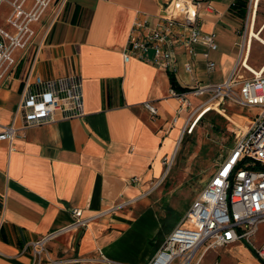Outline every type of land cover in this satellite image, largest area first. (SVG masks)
<instances>
[{
    "label": "crops",
    "instance_id": "crops-1",
    "mask_svg": "<svg viewBox=\"0 0 264 264\" xmlns=\"http://www.w3.org/2000/svg\"><path fill=\"white\" fill-rule=\"evenodd\" d=\"M162 1L65 0L46 24L48 14L36 22L34 47L18 57L12 75L0 84V132L6 125L23 124L16 111L29 67L44 78L80 73L84 111L75 118L26 126L12 144L0 139V264H32L28 244L71 224L74 208L89 223L58 234L46 255L62 264L88 257L94 258L88 264H98V250L151 210L137 212L133 205L164 175L163 158L176 151L185 127L210 97L189 88L198 82L222 83L248 53L255 0H245V14L235 7L239 0H202L200 27L218 34L219 46L210 51L213 70L203 55L209 48L194 44L192 56L183 40L175 43L173 69L137 57L126 61L123 53L135 21L147 18L155 25ZM147 56L152 58L153 50ZM189 60L192 71L185 69ZM172 89L185 92L189 105ZM149 101L156 113L146 106ZM260 232L257 243L264 242ZM152 256L130 264H146ZM201 264L264 262L249 245L236 241L208 249Z\"/></svg>",
    "mask_w": 264,
    "mask_h": 264
},
{
    "label": "built area",
    "instance_id": "built-area-1",
    "mask_svg": "<svg viewBox=\"0 0 264 264\" xmlns=\"http://www.w3.org/2000/svg\"><path fill=\"white\" fill-rule=\"evenodd\" d=\"M50 0H0V7L7 2L11 11L6 21L8 27L0 25V84L12 75L18 57L28 53L36 43L38 29L36 22ZM59 5L60 10L65 0ZM254 3L252 18L256 13ZM202 0H165L160 3L158 22L151 25L147 18L135 21L129 36L124 59L132 57L152 61L173 69L175 66L174 46L183 40L193 56V45L201 43L209 49L203 52L207 68L213 70L216 61L210 58V51L218 48V34L205 32L200 27ZM153 50V57L147 53ZM18 52L21 55L17 56ZM247 54L242 58L245 60ZM241 59V60H242ZM237 62L230 76L219 84L197 83L189 88L194 95L210 94L200 110L210 103L234 99L237 103L255 110L247 130L237 137L229 154L216 167L209 182L188 208L180 222L167 234L163 243L146 264H201L204 253L211 248L232 242H244L264 262V242L257 243L256 235L264 221V65L253 70ZM253 75L240 74L242 67ZM193 62L185 63V69L192 71ZM239 79V80H238ZM239 85V93L233 89ZM172 94L189 105L185 92L172 89ZM152 113L157 112L152 102H146ZM83 83L78 72L44 78L32 72L29 67L24 78V87L17 106L16 115L23 120L22 126H4L0 139L12 141L17 132L29 125L43 124L83 114ZM199 111V110H198ZM198 117L184 129L192 132ZM189 126V127H188ZM175 151L163 158L165 173L172 167ZM137 180V178H134ZM154 186L150 189L152 191ZM149 191V192H150ZM131 200L117 204L116 209L130 204ZM74 220L68 226L52 231L28 245L34 255L32 264H62V260L49 258L48 244L58 234L73 228L86 226L90 218L82 217L80 208L73 209ZM98 264H121L111 260L98 250ZM92 257L75 261L91 263ZM125 264V263H122Z\"/></svg>",
    "mask_w": 264,
    "mask_h": 264
},
{
    "label": "rangeland",
    "instance_id": "rangeland-1",
    "mask_svg": "<svg viewBox=\"0 0 264 264\" xmlns=\"http://www.w3.org/2000/svg\"><path fill=\"white\" fill-rule=\"evenodd\" d=\"M59 9V6L53 8L44 18V24L52 19ZM263 10L264 1L260 0L256 30L262 25ZM10 11V5L4 2L0 7V25L8 27L6 18ZM261 34L264 37V31ZM247 59L252 67L259 70L264 64V44L253 39ZM240 74L245 77L253 75L244 66ZM233 89L239 93V85H235ZM213 103L214 105L217 103L220 110L211 109L192 132L184 133L175 151L172 167L166 176L162 181L153 182L151 188L154 186V189L133 205L137 212L145 210L148 206L151 210L145 211L141 221L133 223L129 230H124L121 235L104 246L103 251L107 256L118 263L130 264L146 255H153L157 246L163 243L167 234L180 222L209 182L217 165L229 154L237 137L247 130L255 113L253 108L229 98ZM159 179L161 180V177ZM259 228L260 234L264 235V223H261ZM64 264L88 263L76 261Z\"/></svg>",
    "mask_w": 264,
    "mask_h": 264
},
{
    "label": "bare ground",
    "instance_id": "bare-ground-1",
    "mask_svg": "<svg viewBox=\"0 0 264 264\" xmlns=\"http://www.w3.org/2000/svg\"><path fill=\"white\" fill-rule=\"evenodd\" d=\"M256 2V10H258V7H259V2L260 0H255ZM255 22H256V14L254 15V18H253V22L251 23V28H250V31H249V38H248V48L250 47L251 48V44L253 42V39H257L258 41L262 42L264 44V37L262 36V32L264 30V24L261 25V27L258 29V30H255ZM249 59H246L243 60V64L244 65H247V66H250L253 70L256 71V69L254 67H252L250 64H249ZM264 65V64H263ZM221 102V101H220ZM217 109V110H220L218 107H217V103L214 105V103H209L208 105H206L205 107H203L196 115V117H198V120L196 122V124L200 121V119L208 112L210 111L211 109ZM222 109V108H221ZM195 117V118H196ZM194 118V119H195ZM238 122V121H237ZM236 123V122H235ZM196 124L194 126V128L196 127ZM178 145V144H177Z\"/></svg>",
    "mask_w": 264,
    "mask_h": 264
},
{
    "label": "trees",
    "instance_id": "trees-1",
    "mask_svg": "<svg viewBox=\"0 0 264 264\" xmlns=\"http://www.w3.org/2000/svg\"><path fill=\"white\" fill-rule=\"evenodd\" d=\"M235 7H239V9H240L242 14L246 13L247 5H246L245 0H239L238 4L236 3ZM171 80H172V85L178 89V86H177V83H176V79H175V77L173 75H171ZM206 114L201 119H203L206 116Z\"/></svg>",
    "mask_w": 264,
    "mask_h": 264
},
{
    "label": "flooded vegetation",
    "instance_id": "flooded-vegetation-1",
    "mask_svg": "<svg viewBox=\"0 0 264 264\" xmlns=\"http://www.w3.org/2000/svg\"><path fill=\"white\" fill-rule=\"evenodd\" d=\"M62 0H50L48 5L44 8L42 14H41V17L42 18V15L43 14H49V12L53 9V8H56L57 6H59L60 4H62ZM63 6H64V3H63ZM63 8V7H62Z\"/></svg>",
    "mask_w": 264,
    "mask_h": 264
}]
</instances>
